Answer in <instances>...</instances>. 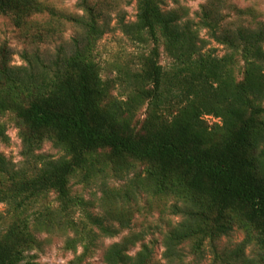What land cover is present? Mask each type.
<instances>
[{"label":"trees","instance_id":"trees-1","mask_svg":"<svg viewBox=\"0 0 264 264\" xmlns=\"http://www.w3.org/2000/svg\"><path fill=\"white\" fill-rule=\"evenodd\" d=\"M167 2L177 6L163 11ZM178 2L135 0V22L122 24L121 31L148 51L117 99L95 62L106 29L86 0L81 17H60L40 0H0V15H10L17 27L48 13L47 31L58 30L64 19L79 29L71 54L47 64L24 54V65L11 66L9 49L0 46V143L9 141L2 118L10 115L22 158L16 167L0 155V205L6 208L0 213V264H40L36 233L85 228L73 219L86 205L71 195L73 177L85 183L91 174L116 177L139 167L133 179L139 189L156 201L172 200L169 209L180 217L164 240L170 260L185 242L200 250L238 229L244 240L237 253L257 250L242 264H264V24L222 27L219 1L202 6L195 23ZM201 30L225 49L222 56L205 50ZM161 51L170 61L164 67ZM204 117L217 122L209 125ZM45 142L61 157L37 155ZM50 195L55 210L47 204ZM103 195L108 215L124 224L129 210L116 206L132 195ZM89 217L107 236L117 233ZM93 240L75 235L65 248L80 244L76 260L83 262ZM133 245L125 238L108 246L103 263L151 264L149 247L132 257Z\"/></svg>","mask_w":264,"mask_h":264},{"label":"rangeland","instance_id":"rangeland-1","mask_svg":"<svg viewBox=\"0 0 264 264\" xmlns=\"http://www.w3.org/2000/svg\"><path fill=\"white\" fill-rule=\"evenodd\" d=\"M50 7L56 15L83 16L81 9L82 0H40ZM87 3L99 13V22L106 29L103 37L98 41L95 50V62L100 69L103 81L111 83L110 97L122 99L127 93L126 84L123 82L127 74L139 68L140 56L148 51L147 46L141 45L121 31L122 24L135 22V0H86ZM220 2L223 15L222 27L234 29L236 27H253L259 23L264 24V0H179L178 6L188 11V18L198 22L200 8L206 4ZM177 5L167 2L163 11L175 8ZM49 14L35 16L26 20L21 26H16L10 15H0V46L5 45L11 53V66H22V55L32 57L37 55L45 64L52 61L58 54L69 55L73 51V41L77 39L79 29L71 22L62 20L58 30L47 31L46 23ZM36 22H39L37 24ZM201 45L206 49L215 48L217 55L222 56L225 49L213 42L206 31L199 32ZM169 59L161 51L160 64L164 67L169 64ZM122 82V84H120ZM204 120L212 125L217 121L210 117ZM2 121L6 124V133L9 141L0 143V155L20 167L21 142L19 130L10 115H5ZM49 159H58L62 153L54 149L49 142L42 145L36 153ZM140 167L116 177H96L91 174V180L83 183L81 176L70 180L72 196L82 197L86 205L77 208L73 219L76 223L85 225L80 232L74 233L54 230L50 233H36L40 244V251L34 252L40 264H104L102 255L108 246L130 238L134 245L129 250V255L134 257L142 245L152 251L151 264H242L245 258L253 259L257 250L253 246L246 247L243 253H237L244 240L243 233L235 229L228 236L209 243L206 242L200 250H194L191 242H185L178 247V254L173 259L168 258L164 246L165 236L180 222L179 216H174L169 207L172 200L156 201L143 193L133 181L134 172H140ZM120 191L124 195L130 193L129 203H120L116 207L129 210V216L124 224L116 220L115 216L108 215V209L103 205V191ZM56 209L57 203L54 196L50 195L48 203ZM5 206L0 205V213H5ZM87 216L98 218L103 225L117 231L113 236L101 232L97 225L88 221ZM77 235L84 238L86 235L94 236L93 247L88 257L83 262H78L77 257L83 252L80 244L75 250L65 248L67 239Z\"/></svg>","mask_w":264,"mask_h":264}]
</instances>
